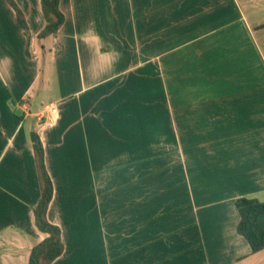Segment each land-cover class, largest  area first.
<instances>
[{
	"label": "crops",
	"instance_id": "obj_1",
	"mask_svg": "<svg viewBox=\"0 0 264 264\" xmlns=\"http://www.w3.org/2000/svg\"><path fill=\"white\" fill-rule=\"evenodd\" d=\"M0 0V264H27L39 184L51 264H264L236 199L264 202V0ZM207 145V148L205 147Z\"/></svg>",
	"mask_w": 264,
	"mask_h": 264
},
{
	"label": "trees",
	"instance_id": "obj_2",
	"mask_svg": "<svg viewBox=\"0 0 264 264\" xmlns=\"http://www.w3.org/2000/svg\"><path fill=\"white\" fill-rule=\"evenodd\" d=\"M14 10L17 23L27 29L24 16L14 0H7ZM60 0H40L45 26L38 38L55 36L64 22V16L59 9ZM34 162L39 184L40 196L33 208L36 228L46 237L30 251L27 264H51L63 252L60 230L48 222L46 213L52 198V184L44 165V152L38 135L31 132ZM240 219L237 231L249 243L252 251L264 248V202L255 199L238 198L235 202Z\"/></svg>",
	"mask_w": 264,
	"mask_h": 264
},
{
	"label": "rangeland",
	"instance_id": "obj_3",
	"mask_svg": "<svg viewBox=\"0 0 264 264\" xmlns=\"http://www.w3.org/2000/svg\"><path fill=\"white\" fill-rule=\"evenodd\" d=\"M205 147L207 148V145H205Z\"/></svg>",
	"mask_w": 264,
	"mask_h": 264
}]
</instances>
